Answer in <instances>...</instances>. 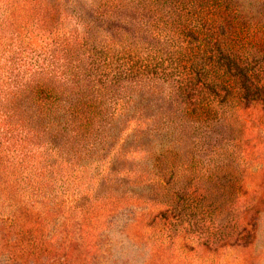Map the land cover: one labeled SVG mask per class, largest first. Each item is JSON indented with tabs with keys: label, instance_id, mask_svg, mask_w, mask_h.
Wrapping results in <instances>:
<instances>
[{
	"label": "trees",
	"instance_id": "obj_1",
	"mask_svg": "<svg viewBox=\"0 0 264 264\" xmlns=\"http://www.w3.org/2000/svg\"><path fill=\"white\" fill-rule=\"evenodd\" d=\"M125 11L136 14L135 25L119 18ZM67 25L71 29L63 31ZM0 29V177L37 183H27L29 201L48 199V183L73 177L81 187L85 172L103 167L96 158L85 166L70 161L77 145L67 146L86 135L121 146L157 142L156 161L136 174L153 171L163 183L170 172L175 175L181 154L190 155L189 136L223 118L228 107L235 109L228 119L236 114L244 123H252L247 113L256 111L260 126L253 124L264 130V0H0ZM149 100L170 107L161 125H150L159 122L147 117ZM47 132L64 145L49 147L40 139ZM127 157L137 155L112 160ZM54 159L57 170L49 164ZM71 169L74 175L64 174ZM33 171L45 180L35 182ZM107 172L103 168L98 176ZM92 183L78 196L64 192L72 209L89 215L103 201L96 195L102 180ZM4 192L0 184V200ZM170 198L156 206L161 220H181L191 209L207 214L204 202L189 207L194 199L184 190ZM8 204L0 222L35 249L32 236L41 229L30 224L33 210L25 205L17 213L14 202Z\"/></svg>",
	"mask_w": 264,
	"mask_h": 264
},
{
	"label": "rangeland",
	"instance_id": "obj_2",
	"mask_svg": "<svg viewBox=\"0 0 264 264\" xmlns=\"http://www.w3.org/2000/svg\"><path fill=\"white\" fill-rule=\"evenodd\" d=\"M120 17L132 25L138 22L131 11L122 12ZM69 29L67 25L63 31ZM144 106L147 117L159 122L150 124L152 127L169 118L170 107L165 102L149 100ZM179 111L174 114L176 121ZM234 111L228 107L223 118L215 117L189 136L193 143L190 155L181 154L175 175L170 172L163 183L153 171L136 174L142 165L152 166L156 161L160 151L157 142L150 139L121 146L105 144L104 137L97 135H86L87 140L80 143L72 140L67 146L70 150L77 145L70 154L76 166L90 165L91 158L103 162V167L85 172L81 187L73 177L55 185L48 183L51 196L36 202L25 197L32 194L31 190L27 194V183H37L29 179L26 183L19 175L1 176L0 184L5 188L1 214L10 211L8 201L14 202L17 213L28 205L34 215L30 224L40 225L41 231L32 236L38 244L34 249L26 240L22 244V239L0 222V264H264V130L258 127L256 111L247 113L253 117L252 123L237 121L236 114L229 120ZM40 118L39 125L44 116ZM47 122L44 125L48 127ZM254 122L258 124L254 126ZM26 127L29 131V124ZM51 136L47 132L40 139L49 147L64 145V139L55 141ZM93 144L97 149L91 147ZM102 148L105 150L99 155L97 150ZM123 154L137 155V159L112 160ZM58 162L54 159L49 164L57 170ZM103 168L108 171L106 176H98ZM32 174L35 182L45 180L39 172ZM58 175L62 178L61 172ZM98 179L102 184L96 195L104 197L103 201L91 207L89 215L72 209L64 192L78 196L83 185L90 188ZM176 190L192 196L191 208L204 202V218L191 209L181 220H161V209L156 206L173 197Z\"/></svg>",
	"mask_w": 264,
	"mask_h": 264
}]
</instances>
